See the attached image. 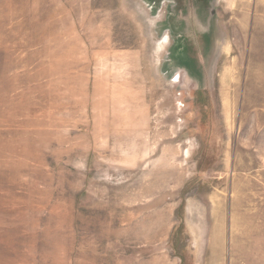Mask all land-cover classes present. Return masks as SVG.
Here are the masks:
<instances>
[{"label":"rangeland","instance_id":"obj_1","mask_svg":"<svg viewBox=\"0 0 264 264\" xmlns=\"http://www.w3.org/2000/svg\"><path fill=\"white\" fill-rule=\"evenodd\" d=\"M160 1L0 0V264H264V0Z\"/></svg>","mask_w":264,"mask_h":264},{"label":"flooded vegetation","instance_id":"obj_2","mask_svg":"<svg viewBox=\"0 0 264 264\" xmlns=\"http://www.w3.org/2000/svg\"><path fill=\"white\" fill-rule=\"evenodd\" d=\"M164 0H161L162 2ZM170 2H173L176 6V9H180L179 12H184V10L187 9L188 5H190V2L188 0H168ZM198 6L199 13L203 10H206V0H195ZM183 6V7H182Z\"/></svg>","mask_w":264,"mask_h":264},{"label":"bare ground","instance_id":"obj_3","mask_svg":"<svg viewBox=\"0 0 264 264\" xmlns=\"http://www.w3.org/2000/svg\"><path fill=\"white\" fill-rule=\"evenodd\" d=\"M168 39V38H167ZM165 41H167V40H165ZM167 44V43H166ZM181 75H177V78H176V81H175V83H179V84H181L182 83V81H181Z\"/></svg>","mask_w":264,"mask_h":264}]
</instances>
